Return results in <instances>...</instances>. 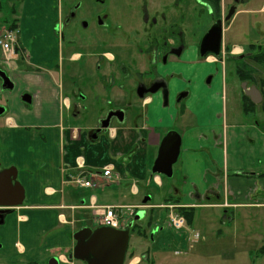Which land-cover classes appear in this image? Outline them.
<instances>
[{
  "label": "rangeland",
  "instance_id": "1",
  "mask_svg": "<svg viewBox=\"0 0 264 264\" xmlns=\"http://www.w3.org/2000/svg\"><path fill=\"white\" fill-rule=\"evenodd\" d=\"M65 1L0 0V28L7 25L10 20L17 18L19 28L22 29L19 35L21 43L23 45L25 42L28 43L27 47H30L33 54L39 57L44 52V59L48 60L45 56L48 55L49 50L54 47L55 52L57 45L61 50L64 44V42L62 44L58 34L56 35L58 36L57 41L53 40V35H55L53 24L56 22V17L60 15V11L62 12V9L64 11ZM261 17L264 15L262 14ZM255 38L259 43L264 44V35L250 37L243 34L228 37L227 41L229 44L244 46L250 41H255ZM183 39L185 48L179 64H176L175 70L173 69L176 74L170 82L172 92L169 103L163 106L159 104L158 99H154L152 103L147 105V110L143 114L136 113L135 116H127L124 122L126 125L133 123L142 125L155 132L159 139L170 130L180 134L182 144L177 161L172 166V176L157 174L161 181L159 185L151 173L150 166L148 175L143 180L118 179L116 182L99 188L84 189L75 184L68 185L67 188L70 190V195L74 194V200H77L78 203L83 198L88 204L90 203V196L94 195L98 204L137 206L133 209L122 208L121 211L117 210L118 214L127 211L124 215L122 214V224L133 223L125 264L134 263L132 256L142 255L147 249L150 252V260L145 261L144 264H264V251L262 250L264 247V190L260 195L253 194L250 198L251 202L254 203L261 199L262 205L250 204L230 208L232 211L228 213L231 219L227 221L224 216L225 210L228 208L225 206L226 204L222 203L223 201H216L220 203L219 207L203 206L202 204L211 203V201L207 202L204 199L198 200L196 207H190L193 209L192 220L190 224H186L184 229L176 230L166 224L170 209L160 207V204L171 201V199H179L176 203L182 205H185L182 201L185 203L190 201L188 194L190 188L193 191V179L201 177L196 172L201 174V169L204 167L202 166L204 154L210 156L214 168L223 171V156L225 155L222 152V142L226 123L225 113H223L225 102L229 115L232 112L241 115L243 112L240 97L243 96V84L246 82L247 86H255L260 91H264V66L260 64L259 60L248 59L246 60L248 64H234L228 60H224V62L219 59L215 61L214 58L211 60L209 57H213L212 55L203 58L197 50L198 36L187 34ZM32 42L33 44H31ZM51 65L48 64V66ZM66 66L63 64L64 69ZM13 69L16 71L12 72ZM12 70H6V73L12 77L15 84L14 88L12 90H0V104L6 107L4 114L0 115L1 124H3L4 117L14 114L15 110L23 107L29 110L34 108V103L21 102L23 101L21 97L26 93V90L34 91L36 89L35 81L30 78L33 75H28L24 64L16 62L13 63ZM237 70H242L246 80H240ZM55 75L57 76V74ZM75 79L72 80L64 76L57 80L61 84L71 85L72 83H82L84 78L80 76L79 81ZM208 80L209 82H207ZM181 90H188L189 95L177 103L173 96ZM64 94L67 95V92L64 91ZM87 94L89 96L88 92ZM263 109L264 101L262 99L256 104L254 113L246 114L247 116H235L234 119L235 121L249 122L254 115L264 119ZM243 117L248 118L241 120ZM64 118L69 124L80 126H92L96 119L91 116L87 118L88 122H86L83 116L72 119V117L64 115ZM259 118H254V120H259ZM232 120L233 118L229 117L228 123ZM112 125L120 126L115 121L112 122ZM210 126L214 129L215 134L219 135L214 146H204L205 148L200 150L201 152L191 150L205 141V137L208 136L203 130L205 131ZM196 132L197 136L195 135ZM103 137L107 138L106 134ZM157 148H152L153 155L151 158H154ZM91 168L95 169V167ZM195 183L200 185L199 181ZM132 184L136 188L135 192H132ZM176 191L181 197L174 195ZM147 196L149 199L143 206V201ZM213 199L214 196L212 202ZM90 211L89 209L75 211L77 223L74 226L76 230L86 224L93 225ZM140 213L142 215L137 218ZM18 214V211L11 213L7 216L5 223L0 225V264L9 263L13 258H16L18 249L15 242L26 246V241L30 239L33 242L34 238L38 237L40 242L38 248L44 252L43 255L52 247L53 242H58V244L62 242V239L53 234L52 228H49V225L54 223L57 225L54 232H60L64 229L63 224L56 222L54 213L52 214L49 210L45 213L26 212L28 218L23 222L18 219ZM20 226L21 229H30L25 233L26 236L18 234ZM41 228L43 231L35 237ZM195 232L198 233L199 237L195 235ZM71 233L70 236L72 237L73 232ZM70 236L69 232L66 233L68 239L71 238ZM175 238L179 239L181 243L177 245ZM175 249L178 250L177 253L174 252ZM38 254L42 255L40 252ZM51 256L43 261L36 259L37 264H48V259ZM141 260L142 257H140L139 262ZM76 264L84 263L78 260Z\"/></svg>",
  "mask_w": 264,
  "mask_h": 264
},
{
  "label": "flooded vegetation",
  "instance_id": "2",
  "mask_svg": "<svg viewBox=\"0 0 264 264\" xmlns=\"http://www.w3.org/2000/svg\"><path fill=\"white\" fill-rule=\"evenodd\" d=\"M262 14L264 0H66L64 11H60L53 24V40L57 41L58 34L64 44L61 50L57 45L55 52L52 47L45 56L48 60L44 59V52L39 57L27 47L28 43H21L22 29L17 18L0 28V37L6 32L14 34L10 50L5 51L0 45V71L12 85L3 87L0 76V90L14 88V81L6 70H12L15 62L24 64L32 79L37 76L35 64H52L48 66L49 73L56 80L67 76L72 80L77 77L75 80L79 81L82 76L80 84L60 83L57 108L72 118L83 116L86 122L94 116V125L85 126V132L90 141H95L100 135L111 133L112 122L123 124L127 116L143 114L154 99L163 106L169 103L170 82L176 74L173 69L179 64L185 48L183 37L187 34L199 37V54L201 48L210 50L217 46L216 40L211 38L203 42L205 36H220L219 53L208 51L203 58L212 55L215 61L228 60L234 64H248V59L255 61L256 55L264 51V44L257 38L244 46L229 44L227 39L243 34L264 35ZM12 21L14 27L10 26ZM63 64L67 65L65 69ZM25 92L21 102L33 104L34 91ZM188 95V90H181L173 98L178 103ZM245 96H242V110ZM247 98L254 104L251 112L255 111L256 104ZM0 108L3 115L6 107L0 104ZM8 116L3 119L7 126ZM119 116H123L121 123ZM107 120L110 124L104 131L101 127ZM217 135L214 134L215 141ZM13 171L16 172L13 181L18 180L13 164L0 167V184L11 177Z\"/></svg>",
  "mask_w": 264,
  "mask_h": 264
},
{
  "label": "crops",
  "instance_id": "3",
  "mask_svg": "<svg viewBox=\"0 0 264 264\" xmlns=\"http://www.w3.org/2000/svg\"><path fill=\"white\" fill-rule=\"evenodd\" d=\"M35 65L38 69L35 72L36 78H33L36 86L34 108L29 110L23 107L15 110L14 114L8 116V126L0 123V167L13 164L17 170L18 180L25 192L24 200L17 208L19 212L17 217L21 222L28 218L26 212L45 213L49 210L52 214L54 213L56 222L64 225V229L54 232L57 225L54 223L49 225L53 234L62 239V242L60 244L53 242L52 247L44 255V252L38 248L40 245L38 237L34 238L33 242L30 239L26 241V246L15 242V245L19 244L16 246L18 255L6 264H37L36 259L43 261L51 255L59 258V264H76L78 260L68 258L74 245L73 235L71 237L70 234L76 231L75 211L91 210L93 225L82 226L91 228L97 226L96 219L99 211L89 208L87 206L89 203H85L83 198L79 203L74 200V194L70 195V190L67 188L72 184L63 183V180L68 178L67 173H73L76 169V160L83 158L87 169L95 167L100 170L101 167L110 164L116 171L118 179L143 180L147 177L156 156L154 154V158H151L152 148L158 147L159 137L155 132L137 123L131 125L123 123L118 127H111V133L106 135L108 139L100 135L97 140L90 141L86 136L85 126L69 124L57 108V103L60 101L57 95L61 86L56 79L50 77L48 64ZM240 100L242 103V97ZM255 111L242 110L241 115L247 116L246 114L249 115ZM223 113H225L226 122L222 142V152L225 155L223 171L214 168L210 156L204 154L202 169L205 168V170L201 169V174L196 172L201 177L193 179V191L190 188L188 194L190 201L187 202L188 204L182 202L185 206L196 207L198 200L205 199L211 203L202 204L203 206L219 207L220 203L216 201L224 202L228 199L229 205L224 216L227 221L231 219L230 208L250 204L262 205L261 199L254 203L250 198L253 194L260 195L264 190L262 175L264 173V119L254 115L249 122L235 121L234 117L241 115L234 112L229 115L226 102ZM229 117L233 120L228 123ZM257 117H260L259 120H254ZM246 118L248 117H243L241 120ZM212 129L210 126L203 130L208 136L207 140L191 150L200 151L206 146L213 147L215 131ZM195 135L197 136V132ZM200 135L203 134L200 133ZM193 164L195 166L194 160ZM154 179L157 184H161L159 177ZM196 181H199L200 185L196 184ZM84 189H92V187ZM135 191L136 188L132 184V192ZM174 195L181 197L177 191ZM91 197H94L97 205H103L98 204L94 195ZM29 230L21 229L20 226L18 234L26 236L25 233ZM42 231L43 228L39 229L35 237ZM68 232L71 237L69 239L66 237ZM175 239L177 245L181 243L179 239ZM174 252L177 253L178 250L175 249ZM140 257H142L141 262H139ZM134 260H138L135 264H144L145 261L150 260L149 250H145L142 255H134Z\"/></svg>",
  "mask_w": 264,
  "mask_h": 264
},
{
  "label": "water",
  "instance_id": "4",
  "mask_svg": "<svg viewBox=\"0 0 264 264\" xmlns=\"http://www.w3.org/2000/svg\"><path fill=\"white\" fill-rule=\"evenodd\" d=\"M216 40L215 48H201L200 55H205L208 51L214 54L219 53L220 36H205L203 42L208 39ZM3 78V87H11L8 84V78L0 71ZM209 81V80H208ZM243 90L252 102L258 103L262 96L260 91L255 87H246L243 84ZM185 95V94H184ZM3 109L0 108V114ZM118 122L123 121V116L117 117ZM108 120L102 124L104 131L109 127ZM181 136L176 131L167 132L160 140L157 154L151 166V173L162 174L171 177L173 173L172 166L177 161L180 153ZM16 178V172L13 171L11 177L7 178L4 183L0 184V225L4 224L6 215L10 214L14 208L19 207L25 197L24 189ZM149 199L147 196L143 202ZM142 213L137 215L140 218ZM131 223L123 228L115 229L107 226L100 227H83L73 233L74 245L68 254L69 259L80 260L86 264H124L126 251L128 248ZM1 247V244H0ZM48 264H59V258L52 256L48 259Z\"/></svg>",
  "mask_w": 264,
  "mask_h": 264
},
{
  "label": "built area",
  "instance_id": "5",
  "mask_svg": "<svg viewBox=\"0 0 264 264\" xmlns=\"http://www.w3.org/2000/svg\"><path fill=\"white\" fill-rule=\"evenodd\" d=\"M14 41V34L11 32H6L0 37V45L5 51H8L12 48ZM82 160H78V167H82ZM114 177L112 173L111 166H104L102 168V173H86L83 170H80L75 175H70V181L80 187H93L101 186L109 182ZM91 206H95L99 209L98 224L109 226L113 228H119L121 226V217L125 212L118 214V211H121L123 206H114V205H102L97 206L94 204L93 198L91 199ZM172 207V206H170ZM118 210V211H117ZM168 224L176 230H180L185 226V219L183 216L175 213H170L168 216Z\"/></svg>",
  "mask_w": 264,
  "mask_h": 264
},
{
  "label": "trees",
  "instance_id": "6",
  "mask_svg": "<svg viewBox=\"0 0 264 264\" xmlns=\"http://www.w3.org/2000/svg\"><path fill=\"white\" fill-rule=\"evenodd\" d=\"M11 27H14L15 26V22L12 21V23L10 24ZM256 60H259L260 61V64H262L264 66V51H262L260 54H257L256 55ZM237 74L240 76V80H246L245 77H243V72L242 70H237ZM261 94H262V97H263V101H264V91L261 90ZM246 97V96H245ZM254 108V104L251 103L248 98L246 97L245 99V102L243 103V111L244 112H249V111H252ZM264 110V109H263ZM264 176V173L262 174ZM179 199H171V202L173 201L174 203L178 202ZM177 212L182 214L185 219H186V222L188 224L191 223V220H192V214H193V209H190V207H178L177 208ZM262 250L264 251V247L262 248Z\"/></svg>",
  "mask_w": 264,
  "mask_h": 264
}]
</instances>
